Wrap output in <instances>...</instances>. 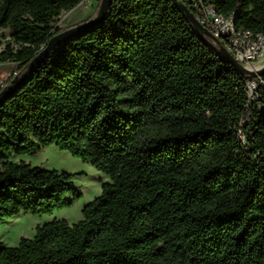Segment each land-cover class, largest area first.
<instances>
[{
	"label": "trees",
	"instance_id": "obj_1",
	"mask_svg": "<svg viewBox=\"0 0 264 264\" xmlns=\"http://www.w3.org/2000/svg\"><path fill=\"white\" fill-rule=\"evenodd\" d=\"M83 1L0 0V63L19 78ZM177 1L264 36V0ZM246 82L171 0H110L0 105V225L82 196L14 157L53 146L109 181L77 223L0 241V264H264V84L248 102Z\"/></svg>",
	"mask_w": 264,
	"mask_h": 264
},
{
	"label": "rangeland",
	"instance_id": "obj_2",
	"mask_svg": "<svg viewBox=\"0 0 264 264\" xmlns=\"http://www.w3.org/2000/svg\"><path fill=\"white\" fill-rule=\"evenodd\" d=\"M98 6L96 0H84L70 12L64 13L56 23L60 30L74 27L85 20L96 17ZM90 19V20H91ZM1 49L6 42H11L9 32L1 31ZM15 70V69H13ZM6 70L2 73L8 72ZM0 73V74H2ZM13 80L11 83H13ZM13 162L24 161L33 167L45 170H56L76 174L73 178L75 188L82 194L80 199L74 201L70 207L56 210L52 214L32 215L21 214L10 219L6 224L0 225V241L9 247L17 246L20 238L31 239L35 235L37 226H42L52 220H65L69 224H75L82 220L83 207L101 194L102 184L109 179L103 173L97 171L90 164L71 156L69 153L60 151L55 147H47L33 156H19L12 159Z\"/></svg>",
	"mask_w": 264,
	"mask_h": 264
},
{
	"label": "built area",
	"instance_id": "obj_3",
	"mask_svg": "<svg viewBox=\"0 0 264 264\" xmlns=\"http://www.w3.org/2000/svg\"><path fill=\"white\" fill-rule=\"evenodd\" d=\"M196 16L199 24L212 36L211 43L217 50L228 52L239 67L248 72H258L264 67V36L250 31L237 30L234 26V14L229 17L218 15L212 6H204L199 2ZM201 37H206L197 31ZM16 70L0 74V94L13 80L18 78ZM246 97L248 102L258 98V87L264 84V76L252 78L245 75Z\"/></svg>",
	"mask_w": 264,
	"mask_h": 264
},
{
	"label": "water",
	"instance_id": "obj_4",
	"mask_svg": "<svg viewBox=\"0 0 264 264\" xmlns=\"http://www.w3.org/2000/svg\"><path fill=\"white\" fill-rule=\"evenodd\" d=\"M171 1L175 4L176 8L179 11L184 13V15L187 17L189 22L195 27V29L197 31H201L206 36L205 38L203 37L204 40L209 42L214 47V45L211 43V40H212L211 34L199 24L196 17L187 9V7L184 6L183 4L179 3L177 0H171ZM109 2H110V0H102L100 10L98 11L96 17H94L93 19H91L85 23L79 24L77 26L68 28V29L62 31L61 33L55 35L54 37H52L47 42L45 47L41 50V52L33 60L30 67L22 75H20V77L17 80H15L13 83H11L9 86H7L5 88V90L0 94V105L9 97V95L21 83H23L33 73V71L36 69V67H38L48 57V55L50 54L52 49L60 41L66 39V38H69L71 36L83 33L85 31L89 30L91 27L99 24L105 17ZM217 53L225 62H227L228 64L233 66L239 73H241L243 75H250L252 78L264 76V67L262 68V70H260L258 72H248L246 70L241 69L239 67V65L237 64V62L234 60V58L228 52H226L224 50H217Z\"/></svg>",
	"mask_w": 264,
	"mask_h": 264
},
{
	"label": "crops",
	"instance_id": "obj_5",
	"mask_svg": "<svg viewBox=\"0 0 264 264\" xmlns=\"http://www.w3.org/2000/svg\"><path fill=\"white\" fill-rule=\"evenodd\" d=\"M13 69H14V64L12 62L0 63V73L6 70H13Z\"/></svg>",
	"mask_w": 264,
	"mask_h": 264
}]
</instances>
